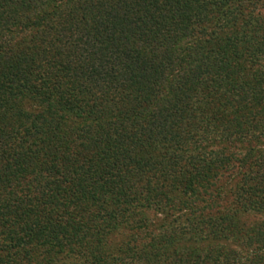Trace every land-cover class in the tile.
Here are the masks:
<instances>
[{
  "label": "trees",
  "instance_id": "trees-1",
  "mask_svg": "<svg viewBox=\"0 0 264 264\" xmlns=\"http://www.w3.org/2000/svg\"><path fill=\"white\" fill-rule=\"evenodd\" d=\"M238 210L264 214V0H0V264H264Z\"/></svg>",
  "mask_w": 264,
  "mask_h": 264
},
{
  "label": "rangeland",
  "instance_id": "rangeland-1",
  "mask_svg": "<svg viewBox=\"0 0 264 264\" xmlns=\"http://www.w3.org/2000/svg\"><path fill=\"white\" fill-rule=\"evenodd\" d=\"M260 1H263V0H260ZM227 180H228L227 178L223 179V181H227ZM232 187H233V183L228 184L227 187L225 185V189L223 190V195H222V200H221L222 210H226V208L235 209L234 194L231 191ZM150 218L153 224H158L162 220V217L160 214L156 215L154 213H151ZM238 220L242 227L251 228L264 221V214H258L255 212H243V211L238 210ZM121 237L122 236H119L116 240H118L119 242Z\"/></svg>",
  "mask_w": 264,
  "mask_h": 264
}]
</instances>
